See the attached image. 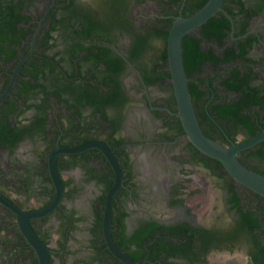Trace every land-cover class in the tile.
I'll return each instance as SVG.
<instances>
[{
	"label": "flooded vegetation",
	"instance_id": "flooded-vegetation-1",
	"mask_svg": "<svg viewBox=\"0 0 264 264\" xmlns=\"http://www.w3.org/2000/svg\"><path fill=\"white\" fill-rule=\"evenodd\" d=\"M166 1L133 0L124 16L114 19L106 3L98 0H0V95L17 70L0 101V192L23 209L43 206L54 190L47 164L49 149L56 142L77 145L99 139L113 150L123 175L112 200L111 234L117 247L137 264H264V196L237 182L215 161L218 170L226 172L220 177L224 195H212L200 206L189 200V188L186 191L185 184L178 180L168 185L165 199L173 213L167 208L159 211L161 203L148 209L133 193L135 187L146 183L142 181L148 175V160L154 163L157 155L168 160L171 150L181 144H186L181 151L186 152L187 163L195 155L202 163L208 161L204 166L213 161L187 139L178 116L165 108L175 111L176 105L172 109L168 102L154 100L148 88L157 83H147L131 58L133 27L142 32L149 26L161 28L165 25L163 18L179 15L184 0ZM152 4L159 5L158 10H153ZM259 4L262 7L255 12ZM221 6L233 12L227 11L229 16L224 13L228 25L222 27L221 45L203 36L201 24L191 33L200 38L201 48L211 45L227 60L215 69L212 62L203 61L190 80L200 95L207 89V81L198 77L208 72L212 75V70L221 67L213 84L222 95L236 97L239 91L225 88L234 76L235 84L264 86V0H222ZM226 50L230 53L225 55ZM116 60L118 66L114 69ZM156 67L165 68L160 63ZM124 71L134 75L142 89L144 109L148 110L135 113L138 116L134 115L127 125L124 110L120 109L126 102L121 107L110 103L114 81L120 87L119 95L130 98ZM223 80L225 84L220 83ZM205 96L207 93L196 106L202 130L227 144L246 138L232 122L219 123L203 114ZM151 115L158 130L145 122ZM248 152L243 149L237 155L241 159ZM56 166L64 186L61 199L49 213L31 219L37 233L51 247V264H125L107 249L103 239L104 196L97 198L100 215H92L88 259L80 256L69 262L65 256L69 251L65 244L73 229L68 232V228L74 227L76 219L81 220V214L65 202L69 189L77 185V175L67 177L64 173L76 169L86 180L109 187L114 173L103 153L97 147L58 152ZM157 177L162 181V174ZM30 200L35 203L30 204ZM4 214L15 219V214L0 203V232L11 233L12 241L8 252L13 253L6 254V264H32L35 252L16 221L14 229L8 231L10 224ZM51 218L57 220L59 228L54 244Z\"/></svg>",
	"mask_w": 264,
	"mask_h": 264
},
{
	"label": "water",
	"instance_id": "water-1",
	"mask_svg": "<svg viewBox=\"0 0 264 264\" xmlns=\"http://www.w3.org/2000/svg\"><path fill=\"white\" fill-rule=\"evenodd\" d=\"M222 0H206L199 8L187 15H175L169 25L166 35L167 67L170 74L173 95L175 98V113L183 127V134L203 154L217 159L222 163L225 170L240 184L252 191L264 196V174L256 169L245 165L237 153L247 149L264 139V129L248 138L224 143L206 134L199 123L191 95L187 85V77L182 55V37L191 32L195 27L206 21L218 11L229 16V13L221 6ZM17 70H14L12 78L0 95V101L8 91ZM88 147H97L109 162L114 179L107 188L103 197V210L101 215V230L107 249L125 264H137L132 257L118 248L111 234L112 200L119 189L123 175L121 166L113 153V150L102 140L89 139L77 145H61L56 142L48 151V171L53 182V195L47 203L39 208L23 209L14 201L0 192V203L15 214L16 224L36 254L37 264H51V247L42 239L32 225L31 219L41 217L52 211L61 199L64 186L57 170L56 155L58 152H76Z\"/></svg>",
	"mask_w": 264,
	"mask_h": 264
},
{
	"label": "trees",
	"instance_id": "trees-1",
	"mask_svg": "<svg viewBox=\"0 0 264 264\" xmlns=\"http://www.w3.org/2000/svg\"><path fill=\"white\" fill-rule=\"evenodd\" d=\"M10 1L11 0H9V2ZM98 1L106 3L107 9L110 11V15H112L114 19H118L119 17L121 18L122 16H124V11L127 9L128 3H130L131 1L133 2V0ZM158 1H161L163 3L167 2L166 0ZM170 1L174 2L176 0ZM205 1L206 0H184L181 10H175L174 12L177 13L179 11L178 13L181 15L190 14L195 9L199 8ZM7 7L9 8V10H13L11 5H8ZM261 7L262 4H259L254 11H259ZM227 11L229 13H233L230 8H227ZM173 19L174 18L172 17L163 18V20L165 21V25L161 28L154 25L147 27L145 32L138 31L136 27H133L131 30L135 35L134 47L132 48L133 50H131V58L137 62L139 68L144 74V80L147 83H160L168 81L170 79V74L167 67L166 35L169 25L171 24ZM226 25H228V19L226 15L222 11H218L212 16H210L206 21L201 23L200 29L204 37H211L215 39L219 45H221V37L223 35L222 27ZM156 42L158 44H156ZM199 42L200 38L195 37L193 33L189 32L183 35L181 43L185 74L187 77V85L191 95L193 106L195 108V112H197L196 106L199 104V98L207 93V96H205L201 108L205 116H208L211 119H215L219 123H221L222 121L232 122L233 125H236L238 129H241L242 132H244L246 138L260 130H263L264 86H252L248 84H244L243 86L241 82H239V84H235L236 77L234 76L231 81H227V85H225V88H227L228 90L234 89L236 91H239L237 92V96L229 97L230 95L227 94L222 95L218 91L219 87L213 84L214 79L219 77L221 74V67H219V70H212V75L209 74L211 72H208L207 75H201L198 77L199 79H203V81H207V89L203 90L202 94L200 95L198 93H195L196 85L195 83L193 84V81L190 79L193 78L194 71L200 69L201 63L205 60H208L214 64L213 69H215V65L227 60L226 57H221L219 52H215L211 45L207 48H201ZM229 53L230 50L225 51V55ZM159 63L165 68H163L162 70H158L156 66ZM117 66L118 62L116 60L114 69H117ZM114 83V92L110 96V103H114L116 107H121L124 101L128 100V98L127 96L119 95L120 87L116 81H114ZM220 83L225 84L224 80L220 81ZM237 87L241 88L238 89ZM168 88L172 91V94L169 98V106L172 109H175V107H173L175 105V98L173 95L171 82H168ZM215 99L216 101L214 102ZM254 103L259 104V107L256 105L251 106V104ZM242 108H244L245 111L241 112ZM262 144H264V139L259 141L255 145L247 148L249 152L246 154V157L241 158L240 160L245 165L254 169L257 167L260 168L261 166L264 167V148L261 147ZM211 159L213 160V162L215 161L218 165L222 166V163L219 160L214 158ZM205 162L208 163V161L206 160ZM205 162L203 163L206 164ZM248 162H250V164ZM259 170L264 174V168H261ZM228 186L231 187L232 185L229 184ZM107 188L108 186L104 187V190H106ZM174 188L176 187L172 188L173 191ZM95 212H98V214L100 215L98 210H96ZM99 215H97L98 220ZM72 228L73 225L68 228V232ZM99 229L100 228L95 230L94 234L98 233ZM26 246H28L27 243ZM32 264H36V259L32 262Z\"/></svg>",
	"mask_w": 264,
	"mask_h": 264
},
{
	"label": "rangeland",
	"instance_id": "rangeland-1",
	"mask_svg": "<svg viewBox=\"0 0 264 264\" xmlns=\"http://www.w3.org/2000/svg\"><path fill=\"white\" fill-rule=\"evenodd\" d=\"M158 7L159 5L157 4L151 5L153 10H158ZM156 44L158 43L156 42ZM123 75H125L126 89L130 98L125 101L126 103L120 109L124 110V115L126 117L125 121L127 125L134 115H136L138 112L142 114V112L147 109H144V102L142 98H140L142 89L137 85L138 82L134 81V75H128L127 71H124ZM168 82H170V79L168 81L157 83L156 85L150 86L148 88V92L154 97V100L166 101L169 103V98L172 94V91L168 88ZM150 117L151 119L147 118L145 122L148 123L149 127H152L154 126L156 119H154L152 115ZM154 128L157 130L159 129L158 126H154ZM184 145H179L182 147L177 148L175 151L171 150L172 153L169 155L168 160L160 159L158 155L156 156L157 158H153L154 160H152V162L154 163H151L150 159L148 160L149 165L147 164L148 167L146 168L148 175L143 178L142 181H146V183L135 187V192H133L145 202V204L148 206V209L152 208L153 204L155 203V205H160L161 203L163 205L162 208L159 209L157 206L159 211H164V209L167 208V211L173 213V209L166 206L165 199L168 195V185L171 182H175L176 180L185 184L182 185L186 187V191L189 188L186 195L190 197L189 200H192V203L195 206L204 204V201H207L212 195H215L217 198L218 195H224V191L222 189L223 187L220 185L222 182V178L220 179V177L226 172L222 169L218 170L216 164L213 161H209L210 164L204 166V164L199 160V155H195L194 159H192L193 162L191 161L190 164L187 163L188 157L185 155L186 152L181 151L184 148ZM72 174L77 175V178H75L77 185L72 187V189H69V194L65 202L68 207H74L77 212H80L81 220L76 219L74 221V227L69 233L68 242L65 244L69 250L65 255L67 256V260L69 262L71 260L80 258V256L86 257L88 255V250H90L88 246L90 245L91 240L89 229L92 223V215L96 210H98V196L103 197L106 192L104 187L86 180L85 177H83L82 174H80V172L76 169L64 173V175L67 177L74 176ZM156 174H162V181L158 180V177L156 178ZM29 203L34 204L35 201L30 200ZM4 216L6 218V223L10 224L8 231L13 230V224L16 220L12 217V215L9 214H4ZM49 221L52 223L50 228V235L52 236L51 244H54V240L56 238L55 235L59 231V228L57 227V220L51 218ZM10 236L11 233L7 234V232H0V264H6L8 261L6 254L10 256L13 253L12 252L9 254L8 252L10 250L8 248L12 243ZM86 259L88 258L86 257Z\"/></svg>",
	"mask_w": 264,
	"mask_h": 264
}]
</instances>
